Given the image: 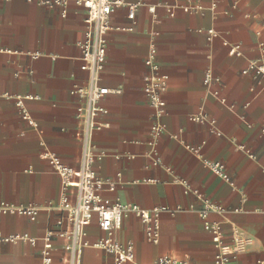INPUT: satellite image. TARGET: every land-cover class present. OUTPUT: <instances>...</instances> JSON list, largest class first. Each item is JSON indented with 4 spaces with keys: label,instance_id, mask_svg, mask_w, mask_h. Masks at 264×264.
<instances>
[{
    "label": "crops",
    "instance_id": "1",
    "mask_svg": "<svg viewBox=\"0 0 264 264\" xmlns=\"http://www.w3.org/2000/svg\"><path fill=\"white\" fill-rule=\"evenodd\" d=\"M136 2L144 6L134 21L127 19L125 7L110 17L115 29L107 34L99 84L121 89L122 94L101 100L107 113L97 122L104 127L92 132L90 150L97 176L115 184L113 192L101 193L103 198L146 210L164 206L168 211L158 217L157 244L146 240L143 224L134 215L123 219L115 238L133 244L136 264H154L162 256L214 264L219 246L230 249L229 264H264V77L254 81L241 74L248 62L259 59L264 47V0H217L214 9L212 0H124V4ZM188 2L201 9L191 14L176 10L170 18L159 7ZM147 7H155V13ZM84 17V9L72 0L64 18L57 8L26 0L0 5V203L38 209L33 221L0 215L2 234L38 239L35 246L0 243V264H41L39 239L48 231L69 229L57 207L60 180L38 155L47 151L68 166H78L83 125L75 118V108L81 101L70 92L88 86V74L79 69ZM152 33H157L160 69L168 76L161 118L164 132L154 145L157 166L150 157L152 112L142 93ZM223 42L238 44L241 55L229 56ZM33 53L40 55L32 59ZM206 72L219 83L204 85ZM16 98L23 100L31 124L22 119ZM201 114L214 121L220 136L208 124L190 120ZM186 146L199 148L200 156ZM201 158L221 162L232 185L206 169ZM185 189L200 196L184 194ZM203 198L225 212L201 218ZM87 235L90 242L102 236L95 219ZM63 243L53 239V264L68 257ZM111 261L91 247L80 258V264Z\"/></svg>",
    "mask_w": 264,
    "mask_h": 264
},
{
    "label": "built area",
    "instance_id": "2",
    "mask_svg": "<svg viewBox=\"0 0 264 264\" xmlns=\"http://www.w3.org/2000/svg\"><path fill=\"white\" fill-rule=\"evenodd\" d=\"M10 0H0V5ZM29 3H35L47 8H57L60 16H66L67 4L70 0H26ZM76 6L82 7L85 12L84 25L85 32L83 40L78 44L81 56L79 69L88 74V86L86 88H75L71 90V95L78 98L81 103L75 108V118L83 125L81 134V155L77 168L68 166L60 157L42 151L38 157L52 169L60 180V195L58 200V210L65 214L66 221L69 224L68 230L57 232L48 231L39 239L41 241L40 258L41 264H53L52 252L54 250L53 239H62L63 250L68 254L62 264H80V258L85 248H95L103 251L112 258L111 264H136L133 244L127 242L119 243L115 238L116 231L120 228L123 219L129 215L136 216L143 224L146 240L151 244L159 242L157 229L159 226L158 217L161 213L168 211L164 206H157L150 210L140 208L134 204L121 203L118 200L103 198L101 193L106 190L113 192L114 182L99 178L94 170L95 155L90 150V136L93 131L100 130L101 126L97 122L99 115H105L106 109L100 105L102 99L109 95H121V89H109L99 84L100 76L104 71L107 52V34L115 28L110 24V17L113 12L125 7L127 10V19L134 21L137 10L144 4L128 3L124 0H72ZM189 1V0H188ZM217 0H212L211 9H214ZM166 10L170 18H173L176 10L191 14L199 11L201 6L188 2L185 5H167L159 4ZM147 11L154 14L155 7H147ZM131 31V28L124 29ZM210 37L215 38L217 34L208 31ZM157 33H152L151 43L144 59V66L147 73L142 78V93L152 112L151 124V158L153 165L159 164V158L154 145L158 136L164 132V126L161 118L165 114V101L163 94L167 90L168 76L164 74L159 66L157 59L156 40ZM227 48L229 56H240L241 49L238 44L230 45L223 42ZM39 53L30 54L32 59L39 57ZM244 76L249 75L252 80L258 81L264 77V47H260V57L258 60L248 62L247 66L241 71ZM210 83H219L210 72H206L203 80L204 85ZM251 92L254 88L250 87ZM218 97V93H213ZM219 98V97H218ZM221 103H225L223 98H219ZM16 107L19 108L22 119L31 124L30 116L24 109L23 100L15 99ZM192 122L208 124L212 127L213 133L220 136L221 133L213 128L214 121L205 115L192 116ZM262 133H264V118L262 119ZM240 148H243L240 146ZM186 149L194 155H199V148L186 146ZM250 159L254 156L246 150ZM203 166L212 172L222 181L232 185V181L226 167L217 161L201 158ZM264 171V169H263ZM192 193L200 196L196 190L185 189L184 194ZM225 208L212 203L206 198L202 199L201 218H205L209 213H223ZM38 213L34 206H14L6 202L0 203V215H20L33 221ZM95 219L98 230L102 236L90 242L87 235V228L91 226ZM61 225V222L58 223ZM205 229L210 226L205 225ZM214 241L218 240L217 232ZM37 238H32L28 234L4 235L0 231V243H28L35 246ZM235 249L234 251H237ZM230 249L225 246H219V252L214 257V264H229ZM104 264V263H103ZM154 264H189L185 260H178L170 256L159 257Z\"/></svg>",
    "mask_w": 264,
    "mask_h": 264
}]
</instances>
